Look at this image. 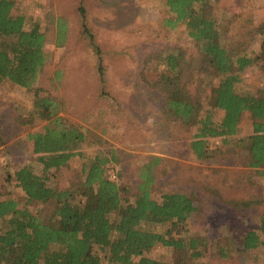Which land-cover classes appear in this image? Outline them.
Here are the masks:
<instances>
[{"label": "rangeland", "instance_id": "rangeland-1", "mask_svg": "<svg viewBox=\"0 0 264 264\" xmlns=\"http://www.w3.org/2000/svg\"><path fill=\"white\" fill-rule=\"evenodd\" d=\"M213 1L224 45L233 54L235 48H244L253 57L261 55L264 34L255 31V26L264 22V0ZM16 13L40 23L46 33L47 61L30 86L11 81L0 84L4 138L0 143V191L34 212L43 206L27 203L14 175L36 156L29 135L43 129L48 120L35 109V102L48 97L59 115L88 133L83 151L93 153L100 148L117 152L119 162L110 164L112 176L123 170L124 180L136 179L142 165L159 156L154 196L161 199L164 191L179 189L199 196V212L192 214L186 230L177 234L201 240L203 254L193 257L194 264H264V245L238 250L246 233L259 230L264 219V175L242 165L240 147L228 145L222 137L208 138L207 152L200 157L192 146L196 128L181 132L179 124L169 123L164 115V94L150 86L162 69L157 63L170 52L179 48L187 54L198 51L186 25L167 23L173 16L166 0H18ZM241 76L237 83L240 91L263 87V61L255 58ZM198 77L207 107L211 88L219 78L203 74L197 76L195 85ZM222 113L215 111V117ZM241 124L234 137L253 132L249 113L243 115ZM96 136L99 142L90 144ZM81 166L82 158L74 157L68 166L58 169L55 180L70 187ZM2 224L0 220V228ZM152 225L165 231L171 223ZM148 255L166 262L178 258L174 248L161 244Z\"/></svg>", "mask_w": 264, "mask_h": 264}, {"label": "trees", "instance_id": "trees-1", "mask_svg": "<svg viewBox=\"0 0 264 264\" xmlns=\"http://www.w3.org/2000/svg\"><path fill=\"white\" fill-rule=\"evenodd\" d=\"M17 3L0 0V84L11 81L26 87L46 64V33L40 23L16 13ZM166 5L173 16L167 23L172 27L180 22L186 25L198 44L195 53L179 48L157 63L162 69L150 86L165 96L166 120L179 124L181 132L196 128L192 146L200 157L207 152L205 138L224 136L228 145L242 150V165L264 175V86L248 92L237 88L243 70L255 58L264 66V41L258 57L244 48H235L233 54L221 40L213 0H166ZM255 31L264 34V22L256 25ZM84 32H89L86 23ZM97 53L102 64L101 51ZM203 74L219 78L211 88L207 107L199 77L195 85L197 76ZM35 106L48 123L30 133L36 156L16 170L14 177L26 193L27 203L43 206L34 212L0 191V264H194L193 257L203 254L201 240L177 234L186 230L192 214L199 212V196L182 189L164 191L161 199L154 196L155 165L161 157L142 165L136 179L124 180L123 170L113 179L109 169L111 163L119 162L116 151H83L87 132L59 115L50 98L37 99ZM218 110L223 111L221 117H215ZM245 112L251 115L253 132L234 137ZM99 140L96 136L90 144ZM0 143H4L1 122ZM76 156L82 158L81 169L70 187H62L55 180L57 171ZM168 222L171 226L165 231L152 225ZM159 244L174 248L178 258L166 262L150 257L148 253ZM261 245L264 219L259 230L246 233L238 250ZM226 254L223 246L222 255Z\"/></svg>", "mask_w": 264, "mask_h": 264}, {"label": "crops", "instance_id": "crops-1", "mask_svg": "<svg viewBox=\"0 0 264 264\" xmlns=\"http://www.w3.org/2000/svg\"><path fill=\"white\" fill-rule=\"evenodd\" d=\"M248 112H245L244 114H247ZM251 116V115H250ZM241 128H242V124L240 123L239 125V129H238V133L241 131ZM210 137H222V138H225L224 136H210ZM208 137V138H210ZM208 138H205V139H208Z\"/></svg>", "mask_w": 264, "mask_h": 264}, {"label": "built area", "instance_id": "built-area-1", "mask_svg": "<svg viewBox=\"0 0 264 264\" xmlns=\"http://www.w3.org/2000/svg\"><path fill=\"white\" fill-rule=\"evenodd\" d=\"M112 173H113V172L110 173L111 177H112L113 179H117V178H118L117 174L115 173V174L112 176Z\"/></svg>", "mask_w": 264, "mask_h": 264}]
</instances>
